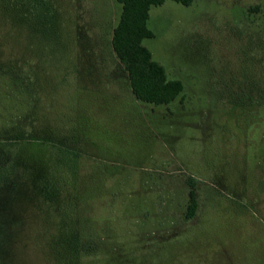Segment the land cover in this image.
<instances>
[{
  "label": "rangeland",
  "instance_id": "374dc122",
  "mask_svg": "<svg viewBox=\"0 0 264 264\" xmlns=\"http://www.w3.org/2000/svg\"><path fill=\"white\" fill-rule=\"evenodd\" d=\"M120 13L0 0V264H264V0L152 6L143 44L184 84L157 106Z\"/></svg>",
  "mask_w": 264,
  "mask_h": 264
},
{
  "label": "trees",
  "instance_id": "16d2710c",
  "mask_svg": "<svg viewBox=\"0 0 264 264\" xmlns=\"http://www.w3.org/2000/svg\"><path fill=\"white\" fill-rule=\"evenodd\" d=\"M121 13L113 30L112 47L128 73L129 85L135 98L153 105H168L184 91L179 79L169 78L165 67L153 59L151 50L143 44L144 39L155 36L148 27L152 6L167 0H117ZM189 6L194 0H173ZM68 150V149H66ZM189 203L186 219L195 216L198 197L195 181L190 180Z\"/></svg>",
  "mask_w": 264,
  "mask_h": 264
}]
</instances>
